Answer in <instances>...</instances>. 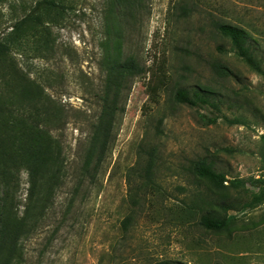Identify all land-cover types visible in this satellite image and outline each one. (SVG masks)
I'll return each instance as SVG.
<instances>
[{"label":"rangeland","instance_id":"374dc122","mask_svg":"<svg viewBox=\"0 0 264 264\" xmlns=\"http://www.w3.org/2000/svg\"><path fill=\"white\" fill-rule=\"evenodd\" d=\"M37 1L0 0V40H10L0 57V122L49 130L65 167L12 264H264V74L218 29L245 30L264 71V0H140L124 19L114 5L115 21L109 0H61L11 46L12 26ZM115 44L119 59L145 71L123 84L110 145L86 177L103 58ZM180 88L205 92L212 104L177 102ZM49 99L62 109L51 122ZM198 160L224 174L225 187L198 177ZM3 188L6 207L12 199L22 216L27 170L8 195ZM220 204L231 206L228 227L207 230L200 216L223 214Z\"/></svg>","mask_w":264,"mask_h":264},{"label":"trees","instance_id":"16d2710c","mask_svg":"<svg viewBox=\"0 0 264 264\" xmlns=\"http://www.w3.org/2000/svg\"><path fill=\"white\" fill-rule=\"evenodd\" d=\"M61 0H39L35 8L17 21L11 28L8 36H11V46L22 38L30 28V23L35 21L42 23L44 15H39L41 9L51 11L59 6ZM140 0H109V14L115 21L114 5L118 6L120 18H127L133 12ZM220 32L228 37L233 48L244 61L255 71L263 73L260 63L254 57L248 36L245 30L230 24H219ZM9 38L0 40V57L8 50ZM112 53L105 55L103 63L106 68V81L100 89V112L92 127L86 157L83 162V170L86 177H94L90 172V163L96 158L99 164L108 149L113 128L117 123L118 114L122 111L119 106V94L123 84L134 75L145 71L132 57L119 59L118 45L115 44ZM175 100L194 106L198 104H212L209 94L200 91L190 92L180 88L176 91ZM44 109L47 122L58 120L61 108L52 106V100H48ZM64 157L60 143L49 130H42L38 124H29L26 121L12 123L5 120L0 122V264H12L16 257L20 258V237L28 236L35 231L38 222L45 217L46 211L52 206L55 190L62 184L64 176ZM29 175L28 203L22 216L6 207L1 195V184L4 185V194H9V189L17 185L18 174L23 169ZM193 171L198 177L208 182L214 188L225 187L226 177L216 172L206 160H198L194 163ZM84 176V177H85ZM236 184V182H230ZM11 186V188H10ZM78 185H76L77 187ZM9 190V191H8ZM12 195V194H11ZM223 214L212 210L200 216V224L207 230L220 232L228 227L229 219L226 212L231 209L228 205H219ZM126 222V221H125Z\"/></svg>","mask_w":264,"mask_h":264}]
</instances>
